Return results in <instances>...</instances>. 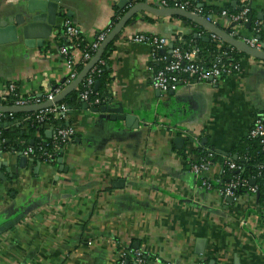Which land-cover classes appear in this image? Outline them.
Returning <instances> with one entry per match:
<instances>
[{"label": "crops", "instance_id": "crops-1", "mask_svg": "<svg viewBox=\"0 0 264 264\" xmlns=\"http://www.w3.org/2000/svg\"><path fill=\"white\" fill-rule=\"evenodd\" d=\"M141 1L119 6L120 0H60L63 13L42 47L0 44V88L13 82L20 95L44 97L67 74L60 52L66 42V18L90 42L111 24L115 13L121 19ZM22 2L0 0V17ZM204 3L232 11L248 5L259 21L264 19L259 18L264 0H201L198 5ZM216 14L220 15H210L211 21L222 30H235L239 37L252 35L246 23L233 27ZM180 17L139 9L109 42L110 100L105 106L122 108L135 118V125L112 119L100 108L90 109L85 102L86 108L74 105L61 113L74 136L48 160L14 148L0 150V225L15 220L0 231V264H115L120 243L139 248L146 264H264V204L248 190L228 200L217 184L201 185L203 177H220L225 159H214L201 176L186 162L199 144L228 156L254 120L263 116L264 60L244 55L239 57L241 69L232 75L181 84L175 91L153 88L152 47L130 36L167 38L168 44L156 55L163 61L171 47L196 34L197 27L206 30ZM228 45L223 39L218 43ZM72 51L80 63V51ZM6 100L10 98L0 99V104ZM26 120L4 121L3 127L20 126L28 133ZM54 130L39 126L30 140L46 142ZM177 136L183 138L180 148L174 142ZM21 156L26 161H20ZM199 238L204 239L202 253L197 252Z\"/></svg>", "mask_w": 264, "mask_h": 264}, {"label": "built area", "instance_id": "built-area-1", "mask_svg": "<svg viewBox=\"0 0 264 264\" xmlns=\"http://www.w3.org/2000/svg\"><path fill=\"white\" fill-rule=\"evenodd\" d=\"M148 3H156L158 7L162 8H176L180 10H186L196 15L204 17L206 20L211 21L212 17L201 14V6L195 3L201 2V0H145ZM250 7L244 5L239 11L228 13L226 9L220 11V15L226 17L227 20L231 23L232 26L237 25L238 23H247L249 22L248 12ZM213 21V20H212ZM260 25L259 22H256L253 26L251 32L252 35L247 37H239L235 34V30L231 31L230 34L237 36L236 38L244 42L245 44L255 48L260 49V41L255 37L256 32L259 31ZM111 24L96 35L95 39L86 42L84 47H80V42L84 40L81 35V29L74 24L70 19L66 18L63 22V35L67 40V43L60 47V52L64 55L65 64L67 68V74L63 80V87L71 84L78 76L79 70L77 69V60L73 55L72 50L80 51V62L86 64L97 51L100 43L105 39L108 32L111 30ZM210 36L213 39L221 40V38L214 32L208 30ZM197 35V33H196ZM132 41L146 43L152 47V56L154 61L150 65L151 77L150 84L153 88H156L162 92L175 91L181 84L187 83H197L204 82L209 79H217L222 75H232L238 72L241 69V62L233 59H223L219 56L207 67L203 65L202 60L198 57L197 52L199 49L194 47L191 50L184 49L180 44H175L171 47L170 56L168 59L163 61H158L157 51L163 46L168 44L167 38L164 36H158L155 34L148 33H135L130 36ZM94 68L91 67L89 72H94ZM94 84V78L92 74H86V82L84 89L78 93V97L82 101H85L88 97V94L91 92V87ZM62 87L52 88L44 97H31L20 95L17 91L16 84L11 82L5 87L0 88V99L5 98L7 95H11L12 104L14 106H25L43 103L47 100H53V98L60 93ZM94 102H99L98 98ZM66 107L59 106L57 108L56 104H53L49 107H45L37 110L35 119L37 122H42L45 118V114L52 113L53 115H58L64 113ZM3 111L0 110V119L4 116ZM247 135L250 137H257L259 139L262 148L264 149V119L263 116L256 118L253 124L248 129ZM74 136V130L72 127H58L54 130L53 138L60 139L63 143L68 142ZM41 149V147H40ZM211 151V150H210ZM207 154V158L197 159L192 156L190 161V170L197 176H201V173L208 169L212 163L211 157L212 152ZM34 152V149L31 146H28L22 150V154L25 156H31ZM49 156V155H47ZM228 169L235 170L240 172L241 167L237 166L233 161H225L224 163ZM221 180L215 178L213 181H209L204 177L201 178V185L207 188H211L214 184H221ZM223 187L220 189V193L224 198L232 197L235 198L236 190L240 188L247 187V190L252 194L256 195V187L248 185L247 182L241 179L239 176L232 178L226 182H223ZM115 256V264H122L123 261L131 257L134 264H146V261L143 257V252L139 248H133L131 245L119 244ZM197 264H203L198 262Z\"/></svg>", "mask_w": 264, "mask_h": 264}, {"label": "trees", "instance_id": "trees-1", "mask_svg": "<svg viewBox=\"0 0 264 264\" xmlns=\"http://www.w3.org/2000/svg\"><path fill=\"white\" fill-rule=\"evenodd\" d=\"M198 3H195L197 5ZM225 9L228 13L236 12L232 11L229 6H225ZM222 9L218 6H212L207 4H202L201 6V14L210 16L212 13H220ZM121 17V14L115 13L113 15L111 24L114 25ZM182 19H185L187 21H192V19L187 17H180ZM248 18H249V26L250 29L253 28L256 22H261L259 27V31L254 33L255 37H258L259 41H264V19L258 20L257 14L252 9L248 12ZM195 33H197L196 36H194L193 33L186 36L184 42L180 44L184 49L191 50L194 47H197L199 51L197 52L198 57L202 60L203 65L205 67L209 66L216 57H223V59H233L238 60L239 57L248 55L242 50H239L235 48L234 46L228 45L225 47H219L218 43L220 40L213 39L210 36V32L204 27L200 26L197 27L194 30ZM207 36L208 40L204 41L203 38ZM67 43V40L65 44ZM86 44L85 40H82L80 42V47H84ZM110 44L107 45L105 48L101 58L99 61L96 62V64L93 66L95 69L92 73L91 71H88V75L92 74L94 78V83L98 82L97 87L93 86L91 87V92L88 94V97L85 101H82L81 98L78 97V93L84 89V85L86 82V76L79 82L77 87L70 91L66 96H64L59 102L56 103L57 108L59 106H64L68 108V106H74L78 105L80 106L81 102H86L88 108L90 109H99L101 106L105 105L107 102H109L110 98V92L108 89V84L110 81L109 71L106 68V58L108 56V51L110 50ZM83 63L77 64V69L80 71L83 68ZM55 87H63V84L56 85ZM6 98H10V101L3 102L5 105H11L12 103V96L7 95ZM98 98L99 102H94L95 99ZM37 114L36 111L31 112H5L4 116L0 119V124L4 121H12L16 118L23 117L26 118L27 124L29 126L28 133H25L20 131V126L8 128L5 129L3 126H0V150L1 151H8L11 148L18 149V150H24L28 146H31L34 149L33 154L31 155L34 159L43 161L48 160L50 156L47 155H56L59 153V149L63 146V142L60 141V139H54L51 137L46 142L42 141H36L32 139V142H30V137L34 135L35 128L42 127L45 125L53 126L54 129L58 127H67L70 126L68 123H66V120L64 119L63 115L60 113L58 117H54L52 113L45 114V118L42 122H37L35 119V115ZM263 119H264V113H263ZM20 140H23V144L20 143ZM41 147V149H40ZM179 151L182 152L184 157L186 156V153H184V149L181 148ZM209 149L205 148V145L199 144L195 148L191 150L194 157L197 159L201 158H207V154L209 153ZM212 152V157L210 158L211 161H214V159H225V161H233L237 166L241 167L240 172H236L235 170L228 169L225 164L222 166V173L220 174V177L218 178L221 180V184H219V188L221 189L223 187V182H226L232 178H235L236 176H239L241 179L245 180L248 185H252L256 187V198L260 205L264 204V149L262 148V145L259 142V139L257 137H250L245 136L243 139H241L239 142L234 144L231 149L229 150L228 156H223L219 153H216L214 151ZM236 155L237 158L233 159V156ZM191 160H186L187 164L190 165ZM251 180L254 181L253 184H251ZM247 190V187L240 188L239 190H236V195L241 193L242 191ZM132 245V243H131ZM122 264H130V261L128 258H126Z\"/></svg>", "mask_w": 264, "mask_h": 264}, {"label": "water", "instance_id": "water-1", "mask_svg": "<svg viewBox=\"0 0 264 264\" xmlns=\"http://www.w3.org/2000/svg\"><path fill=\"white\" fill-rule=\"evenodd\" d=\"M60 0H24L20 5H15L12 7V10L5 14V16L0 17V44L3 45H12L13 43H22L26 48L42 47L46 40L49 39L53 27L57 25V17L63 13L62 8L59 4ZM128 0H120L119 6L127 3ZM201 5V4H200ZM147 9L151 12L157 14H169V15H178L190 18L196 21L199 24H202L206 29L217 34L221 39L228 42L230 45L235 48L244 51L247 54H250L256 58L264 60V42L260 41L261 49H255L241 40L230 35L228 32L222 30L218 27L217 24L212 21L206 20L204 17L196 15L186 10H180L176 8H162L155 7L151 4H148L145 0H142L138 4L132 6L129 11L115 24L113 29L107 34L106 38L101 43L100 47L94 54V56L87 62L83 69L79 72L77 78L67 86L65 90L57 94L53 100H47L43 103L25 105V106H14V105H3L0 104V110L3 112H31L37 111L39 109L49 107L53 104L59 102L64 96H66L70 91L75 89L79 82L86 76L91 67H93L96 62L100 59L106 45L114 38L117 32L124 26L128 19L135 14L139 9ZM264 14L259 12V18H262ZM250 22H247L246 25H249ZM196 36V34H194ZM208 40V38H205ZM258 39V37H257ZM98 82L94 83L96 88ZM82 107L86 108V103H82ZM70 108V106H68ZM100 111L110 113V118L112 119H121L124 120L128 126H131V123L135 125V118L132 115L124 114L122 108H114L108 106H101ZM97 111V109H95ZM7 125V122H3L0 126ZM42 127V125H41ZM48 136L52 133L51 131L47 132ZM32 142V140L30 141ZM176 147L180 148L183 145V138L177 136L174 139ZM213 150V149H212ZM236 155L233 156V159H236ZM60 159H57L59 161ZM20 161H26L25 156H21ZM61 169V168H59ZM237 172V171H236ZM251 184L254 183L253 180L250 181ZM232 197H228V200H232ZM15 220H11L0 225V231L9 227ZM198 244V253H202L204 239L199 238L197 240Z\"/></svg>", "mask_w": 264, "mask_h": 264}, {"label": "rangeland", "instance_id": "rangeland-1", "mask_svg": "<svg viewBox=\"0 0 264 264\" xmlns=\"http://www.w3.org/2000/svg\"><path fill=\"white\" fill-rule=\"evenodd\" d=\"M216 16L221 17L219 14H216ZM233 27H236V25H234ZM235 34L238 35L237 32H235Z\"/></svg>", "mask_w": 264, "mask_h": 264}]
</instances>
